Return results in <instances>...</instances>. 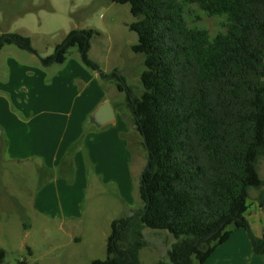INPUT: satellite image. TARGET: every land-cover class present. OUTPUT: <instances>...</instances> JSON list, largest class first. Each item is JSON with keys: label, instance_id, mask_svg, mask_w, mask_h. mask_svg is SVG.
<instances>
[{"label": "trees", "instance_id": "16d2710c", "mask_svg": "<svg viewBox=\"0 0 264 264\" xmlns=\"http://www.w3.org/2000/svg\"><path fill=\"white\" fill-rule=\"evenodd\" d=\"M109 1L129 4L135 18L129 29L138 36L133 52L144 56L141 98L119 70L104 73L89 58L92 39L102 35L95 29L72 30L46 57L30 37L0 34V53L15 46L38 56L43 67L63 65L78 47L87 68L126 93L147 153L139 188L143 207L111 222L107 258L90 264H143L147 228L175 239L169 261L157 264H205L238 230L247 233L253 254L264 257V235L257 237L246 217L252 189L260 190L264 213L258 171L264 156V0ZM191 5L226 16L227 31L211 39L207 31L189 28L184 13ZM6 259L0 248V264ZM17 264L30 263L24 258Z\"/></svg>", "mask_w": 264, "mask_h": 264}, {"label": "crops", "instance_id": "0c3cea01", "mask_svg": "<svg viewBox=\"0 0 264 264\" xmlns=\"http://www.w3.org/2000/svg\"><path fill=\"white\" fill-rule=\"evenodd\" d=\"M3 1L4 7L26 3L28 11H33L37 6L33 3L39 0ZM59 66L61 69L49 77L52 66L43 67L40 59L37 63L23 50L5 47L0 53V192L11 208L17 209L18 203L22 210L26 204L43 219L46 232L54 230L48 227L52 222H60V229L64 225L77 227L86 215L87 193L96 183L112 187L117 208H127V216L142 206L137 194L144 164L136 177L131 168L132 145L144 147L133 120L121 119L120 108L112 104L114 124L98 127L92 123L93 113L108 101L99 73H90L68 60ZM33 166L44 180L27 200L22 195L24 188L15 181L18 172L29 176ZM5 212L0 209L2 219ZM32 226L25 228L30 231ZM254 234L263 237L264 228ZM205 264H264V258L253 254L247 233L238 230Z\"/></svg>", "mask_w": 264, "mask_h": 264}, {"label": "rangeland", "instance_id": "374dc122", "mask_svg": "<svg viewBox=\"0 0 264 264\" xmlns=\"http://www.w3.org/2000/svg\"><path fill=\"white\" fill-rule=\"evenodd\" d=\"M105 1L39 0L33 3L37 5L36 9L28 11L26 3L18 4L16 7H4L2 5L5 2L0 0V34L17 32L30 37L34 49L40 56L46 57L54 53L56 45L60 44L72 30L95 29L102 35L92 39L89 58L97 63L104 73L110 74L116 69L119 70L132 90L133 96L141 98L144 93L141 82V76L145 71L144 56L135 54L132 50V47L138 43V36L129 29V25L135 22L131 6L107 4ZM184 17L189 28L205 30L211 39L227 31L226 16H209L197 5L187 6ZM6 47L8 50L20 51L15 46ZM25 53L38 63L39 58L35 54L27 51ZM67 60L69 64L77 62L85 70L93 72L82 64L78 47L69 51ZM61 67L54 65L48 69L49 77L56 74ZM103 83L108 101L115 107L118 106V109L120 108L119 112L123 115L121 119L133 120V114L127 106L126 93L119 92L113 81H103ZM132 148L134 169L131 168V171L132 176L136 177L141 163L144 164V168L146 166L147 153L138 143H134ZM258 171L264 180V156H261L258 161ZM22 174L23 172L17 173L15 182L19 187L24 188L22 195L28 200L44 179L40 178L42 173H39L34 166L29 176ZM139 181L140 176L138 184ZM139 188L140 184L137 196L142 205L139 208H142ZM113 193L115 191L112 187H104L96 183L87 193L86 215L78 222L77 227L64 225L60 229V222H52L48 227L54 230L46 232L43 219H38L26 204L22 210H19L18 203H16L17 209L11 208L9 202H3L4 195L0 192V209H6L5 217L2 219L0 216V248L7 253L6 264H17L24 258H27L30 264H90L94 260L106 259L110 224L112 220L128 214L127 208L121 210L117 208L118 202ZM259 193V189L251 190L250 209L246 215L256 233L264 228V213L258 204ZM31 223H33L31 230H26L25 226ZM144 236L147 246L139 254L141 262L143 264L168 262V249L175 242L173 236L148 228L144 230Z\"/></svg>", "mask_w": 264, "mask_h": 264}, {"label": "water", "instance_id": "95a60500", "mask_svg": "<svg viewBox=\"0 0 264 264\" xmlns=\"http://www.w3.org/2000/svg\"><path fill=\"white\" fill-rule=\"evenodd\" d=\"M91 122L98 127L114 124L116 122V114L112 104L109 101L103 102L91 117ZM2 131L0 129V140Z\"/></svg>", "mask_w": 264, "mask_h": 264}]
</instances>
